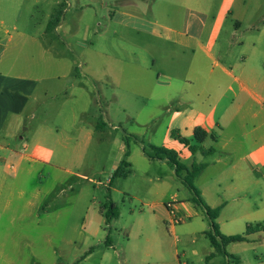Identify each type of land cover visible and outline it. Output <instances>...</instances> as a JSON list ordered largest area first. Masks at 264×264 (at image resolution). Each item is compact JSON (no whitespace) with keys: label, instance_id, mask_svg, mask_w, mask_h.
<instances>
[{"label":"rangeland","instance_id":"rangeland-1","mask_svg":"<svg viewBox=\"0 0 264 264\" xmlns=\"http://www.w3.org/2000/svg\"><path fill=\"white\" fill-rule=\"evenodd\" d=\"M169 1L171 11L182 3ZM200 1L214 10L220 0ZM234 1L232 16L228 10ZM61 3L62 25L45 32ZM116 5V0H0V141L18 151L25 145L27 150L49 145L53 162L67 170L36 165L33 173L24 169L14 178L12 170L2 171L0 177L12 186V200L0 219V264H171L177 253L181 261L200 264L212 251L202 212L170 228L163 204L186 199L189 191L171 167L143 153L144 148L153 154L149 144L162 143L173 107L149 100L147 92L157 90L155 78L168 81L158 74L162 66L181 72L189 56L185 54L180 65L163 63L161 42L151 36L146 39L153 46L142 49L138 33L115 24ZM178 11L180 16L187 12ZM223 17V34L238 20L237 37L245 42L258 38L264 50V0H225L217 24ZM200 55L206 71L217 69L214 58ZM190 77L195 86L201 83ZM98 122L103 132L96 130ZM128 134L142 142L128 138L125 156L122 139ZM192 153L190 148L178 150L179 162L188 165ZM2 154L7 162V154ZM123 159L129 163L122 166L128 176H117L110 188L120 214L107 225L102 206L112 171ZM37 172L42 175L40 198L48 208L40 225L28 220L26 206L37 193ZM19 190L24 191L22 199L16 197ZM9 216H18L14 224H9ZM227 250L242 264H264L261 246L236 243ZM226 260L216 256L211 264Z\"/></svg>","mask_w":264,"mask_h":264},{"label":"crops","instance_id":"crops-1","mask_svg":"<svg viewBox=\"0 0 264 264\" xmlns=\"http://www.w3.org/2000/svg\"><path fill=\"white\" fill-rule=\"evenodd\" d=\"M141 1L116 0L113 15L118 28L128 27L138 33L143 41L140 47L145 50L153 46L146 39L147 36L158 39L161 42L160 51L165 54L161 55L163 63L180 65V59L189 56L181 72L162 66L158 74H162L168 81L155 78L157 90L147 92L146 98L149 100L173 106L169 108L162 143L154 145L173 148L177 152L181 150L182 153L185 148L195 147L188 157V165L193 161L205 163L194 183L207 205L212 208L221 206L215 222L222 234L243 233L248 223L264 227V50L259 46V39L245 42L237 37L241 28L238 20L234 28L223 34L222 26L226 17L220 23L217 22L225 0H220L214 10L205 7L200 0H181V5L173 11L169 6L173 4L169 0L155 6L143 5ZM230 4L228 12L233 16L236 2ZM179 9L187 12L180 16ZM61 25L60 20L54 30ZM114 33H117L116 30ZM202 52L206 58H214L217 69L206 71L201 66ZM152 62L154 65V57ZM131 69L133 72L137 70L136 67ZM76 75L74 69L73 77ZM190 76L201 80V83L195 86ZM114 78L118 81L117 76ZM135 80L131 78L130 81ZM196 127L208 133L203 141L194 137ZM26 148L25 145L23 151H18L6 141H0V151L7 154L8 160L5 162L4 154L0 155V176L7 169L13 171V178L24 169L33 173L36 165L67 171L53 162L54 150L51 146L39 143L31 149ZM149 160L167 164L165 160ZM35 178L38 182L35 186L37 193L27 200V217L40 225L42 215L48 214V208L40 198L42 175L37 172ZM11 188V184L7 185L4 177H0V219L11 207ZM16 197H25L24 191L19 190ZM163 205L164 217L169 220L172 229L176 221L198 214L199 211L208 220L191 200L190 192L186 199ZM23 216V212H20V217ZM16 218L18 216H9V224H14ZM236 243H245L252 249L256 246L264 248V230L248 235L246 241L229 243L226 249ZM213 251L212 247V251L205 254L200 264H211L216 256H221L214 255L206 260V256ZM232 256H223L227 264H242L240 257ZM182 260L177 253V258L171 264H193L184 258Z\"/></svg>","mask_w":264,"mask_h":264},{"label":"trees","instance_id":"trees-1","mask_svg":"<svg viewBox=\"0 0 264 264\" xmlns=\"http://www.w3.org/2000/svg\"><path fill=\"white\" fill-rule=\"evenodd\" d=\"M64 3H61L59 7L55 8L54 11L51 13L50 18L46 24V32H50L55 29V27L59 24L61 19ZM102 124L105 126V122L102 121ZM99 122L97 123L96 130L103 131L102 126H100ZM208 133L200 128L196 127L194 129V137L198 141H203L207 137ZM132 138V140L137 142H142V139L138 135L128 134L124 135L123 142L125 144L126 149L124 150V155H129V140L128 138ZM149 148L153 152L151 154L150 151H145L143 148V153L148 157V159H158V160H165L166 163L172 168L174 171L175 176L180 179L181 183L187 188V190L191 194V200L204 212L205 216L208 218L210 229L205 232V235L208 237L210 245L213 247L214 251L206 256V260H209L214 255H221V256H230L229 252L226 249V246L232 242H240L246 241L248 239V235L255 233L260 230H264V227L261 224H251L248 223L246 225L245 231L243 233L233 234V235H224L222 234L219 229L218 225L215 222L216 216L219 214L221 206L217 207H210L201 197L200 190L194 183L195 178L201 173V171L205 167V163H197L193 161L190 166H187L178 160L177 152L173 149L158 146L154 144H149ZM192 151L195 150V147H190ZM122 166H129L128 161L123 159L120 161L119 165L113 169L112 174L110 176L108 182V191L105 197V202L103 203V215L105 218V224L109 225L113 218H117L120 214L118 207L115 205L111 198V186L113 184L114 179L117 176H127L128 170L122 169ZM108 245H111V239L109 236L106 237L105 240ZM234 257V256H232ZM72 264H76L75 262ZM223 264H227L224 262Z\"/></svg>","mask_w":264,"mask_h":264},{"label":"built area","instance_id":"built-area-1","mask_svg":"<svg viewBox=\"0 0 264 264\" xmlns=\"http://www.w3.org/2000/svg\"><path fill=\"white\" fill-rule=\"evenodd\" d=\"M167 206H169V204H167Z\"/></svg>","mask_w":264,"mask_h":264}]
</instances>
